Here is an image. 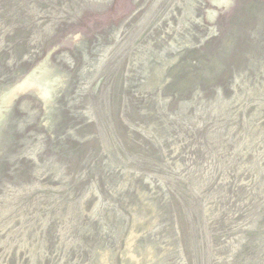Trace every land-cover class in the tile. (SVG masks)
Wrapping results in <instances>:
<instances>
[{
	"label": "rangeland",
	"instance_id": "obj_1",
	"mask_svg": "<svg viewBox=\"0 0 264 264\" xmlns=\"http://www.w3.org/2000/svg\"><path fill=\"white\" fill-rule=\"evenodd\" d=\"M0 264H264V0H0Z\"/></svg>",
	"mask_w": 264,
	"mask_h": 264
},
{
	"label": "bare ground",
	"instance_id": "obj_2",
	"mask_svg": "<svg viewBox=\"0 0 264 264\" xmlns=\"http://www.w3.org/2000/svg\"><path fill=\"white\" fill-rule=\"evenodd\" d=\"M43 95H44V96H43ZM43 95H42V96H43V98H44L45 96H47V95L49 96V94H43ZM41 98H42V97H41ZM43 98H42V99H43ZM44 99H45V98H44Z\"/></svg>",
	"mask_w": 264,
	"mask_h": 264
}]
</instances>
